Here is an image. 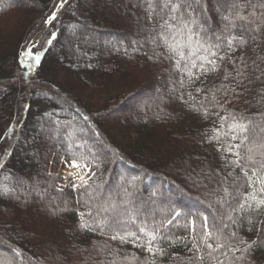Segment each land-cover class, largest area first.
Segmentation results:
<instances>
[{
  "label": "trees",
  "instance_id": "trees-1",
  "mask_svg": "<svg viewBox=\"0 0 264 264\" xmlns=\"http://www.w3.org/2000/svg\"><path fill=\"white\" fill-rule=\"evenodd\" d=\"M4 1L0 185L17 191L0 194V264H112L113 259L117 264H151L148 253L131 241L121 243L111 240L110 232L79 227L78 213L86 211L89 197L83 189L63 186L57 169L81 155L87 159L79 162L96 173L89 181L96 196L115 198L127 189L136 205L157 219L180 211L181 225L191 213L187 218L198 217V225L207 216L211 227L224 216L230 231L248 241L257 239L249 229L261 226L264 210L232 224L229 210L218 203L223 193L217 181L231 169L222 158L226 153L217 148L226 146L228 138L219 144L209 141L218 121L204 119L179 99V91L173 92L179 76L163 58L166 50L147 39L150 25L143 0H67L54 29L44 20L59 0ZM206 5L207 28L217 31L222 25L215 0H206ZM41 31L39 66L24 72L19 65L22 49ZM50 31L57 37L52 44L46 43ZM246 54L264 55V43ZM258 99L257 91H251L232 99L227 109L259 117L264 107L257 105ZM234 174L239 176V169ZM22 192L26 197L19 200ZM190 237L188 229L172 226L170 241L161 244L168 255L156 264H201L188 251ZM215 255L224 264H264V246L243 261L231 254ZM202 264L215 261L205 253Z\"/></svg>",
  "mask_w": 264,
  "mask_h": 264
},
{
  "label": "snow or ice",
  "instance_id": "snow-or-ice-1",
  "mask_svg": "<svg viewBox=\"0 0 264 264\" xmlns=\"http://www.w3.org/2000/svg\"><path fill=\"white\" fill-rule=\"evenodd\" d=\"M66 2L60 0L54 4L44 20L47 27H56L60 9ZM143 5L147 13L145 19L150 25L147 39L166 50L167 55L162 56L179 76V80L173 81V92L179 91V99L204 119L215 118L214 123L218 121L219 127L211 130L209 141L219 144L222 137L228 138L226 146L217 148V151L226 153L222 158L226 168L231 169L217 181L223 193L218 203L229 210L227 221L235 224L238 217L264 210V114L247 117L227 109L232 99L251 91H257L260 99L256 103L264 107V55L246 54L247 51L255 53L256 47L264 43V2L215 0V11L220 16L222 27L214 32L207 28L206 0H143ZM47 36L48 44L57 38L55 31L48 32ZM22 55H33V50L28 49ZM34 59L39 62L38 51ZM86 159L82 155L74 156L68 164L71 168L84 169L83 174L70 173L73 180L79 181L72 183L71 187L83 189L89 197L84 201L86 211L78 213L79 227L101 234L110 232V239L121 243L131 241L148 253L151 264L168 255L161 244L170 241V229L174 225L191 232L188 251L201 264L205 253L215 264H224L216 253L224 257L231 254L234 260L243 261L254 248L264 246V222L260 227L253 225L249 229L256 232L257 239L248 241L236 231L229 230L224 216L210 227L207 216L198 225V217L188 219L192 216L189 213L185 216L186 223L181 225L179 217L184 215L182 212L176 211L171 218L157 219L148 209L137 206L127 189L116 193L115 198L96 196L89 183L96 173L89 165L79 163ZM236 169H239V176L234 174ZM229 182L230 188L227 186ZM16 191L7 184L0 185V194H14ZM155 195L153 192L152 196ZM248 223L252 224V221ZM14 251L17 256L21 255L18 250ZM124 259L127 261L128 257ZM112 264H117V261L113 259Z\"/></svg>",
  "mask_w": 264,
  "mask_h": 264
},
{
  "label": "rangeland",
  "instance_id": "rangeland-1",
  "mask_svg": "<svg viewBox=\"0 0 264 264\" xmlns=\"http://www.w3.org/2000/svg\"><path fill=\"white\" fill-rule=\"evenodd\" d=\"M14 0H5V3L8 2H13ZM60 2V0H59ZM43 31H41L36 37H34L30 42H28L27 44L24 45L22 52H21V60L19 62L20 68L22 71L24 72H34L40 63V60L42 58V54H43V48L41 46V44L38 42V39L40 38V35H42ZM28 49H32L33 50V55L30 56H24L22 55V53H24L26 50ZM39 52L40 54V60L37 63L36 60L34 59V54L35 52ZM149 53L144 52V55L147 56ZM29 65H31V67H29ZM170 90V87H167ZM134 109L136 108L134 105L132 106ZM71 163V162H70ZM70 163H61V165L58 167L57 169V173L62 177V179L65 181L64 185L66 184H72V183H79L78 180H73L72 177L70 176V173H79V174H83L84 169H76V168H71L68 166V164ZM81 163V162H79ZM81 165H84L83 163H81ZM197 177V176H196ZM200 177V176H198ZM201 180V177H200ZM198 180V181H200ZM62 188V186H61ZM19 200L23 199V197L25 198L26 195L22 192V194H20V196H17Z\"/></svg>",
  "mask_w": 264,
  "mask_h": 264
}]
</instances>
